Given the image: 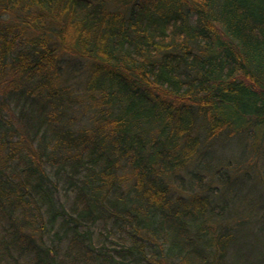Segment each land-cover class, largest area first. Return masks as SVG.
I'll return each mask as SVG.
<instances>
[{
  "label": "trees",
  "instance_id": "trees-1",
  "mask_svg": "<svg viewBox=\"0 0 264 264\" xmlns=\"http://www.w3.org/2000/svg\"><path fill=\"white\" fill-rule=\"evenodd\" d=\"M252 169L264 0H0V264H236Z\"/></svg>",
  "mask_w": 264,
  "mask_h": 264
},
{
  "label": "rangeland",
  "instance_id": "rangeland-1",
  "mask_svg": "<svg viewBox=\"0 0 264 264\" xmlns=\"http://www.w3.org/2000/svg\"><path fill=\"white\" fill-rule=\"evenodd\" d=\"M228 151H230V153L233 152L235 156L237 154L236 152L231 151L230 149ZM236 160H238V158H236ZM256 171L257 170L252 171L253 177L250 178L252 179L251 181H246L244 177H239L237 175L239 179L237 182L234 183H238V185L234 188L232 185L225 186L222 192V196L220 198V200H227L230 199L232 196H235L231 200L232 204L230 206L232 207V209L240 212L236 216L230 217V219L227 218L223 220L224 223H229L228 221H232L233 219L243 214L246 219H250V221L252 219V221L250 222L251 224L247 226L249 227L250 232L255 231L254 228L256 226L257 219L254 216V213L257 211L258 207H260L261 203H263L262 196H264V185L261 182L260 175ZM260 230L261 228L259 227L258 231L260 232ZM239 231L233 248L230 251L232 253L231 258L235 261L236 264L242 262V258L246 253H255L258 247L260 249V247L264 245V234H261L260 236H255L253 234L252 236L250 235L247 237V233L243 232V234L241 233V231Z\"/></svg>",
  "mask_w": 264,
  "mask_h": 264
}]
</instances>
